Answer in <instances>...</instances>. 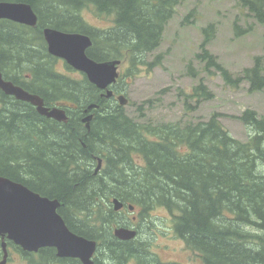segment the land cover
Instances as JSON below:
<instances>
[{"label":"trees","instance_id":"trees-1","mask_svg":"<svg viewBox=\"0 0 264 264\" xmlns=\"http://www.w3.org/2000/svg\"><path fill=\"white\" fill-rule=\"evenodd\" d=\"M6 1L30 4L38 21L32 27L0 19L3 77L40 95L45 105L65 106L69 119L64 123L46 118L30 103L0 90V175L58 199L67 226L97 241L94 264H182L146 255L139 232L131 240L113 236L115 226L132 223L113 209V197L133 204L139 209L136 219L146 223L151 211L162 207L172 233L203 264H264V115L244 109L235 116L251 129L246 141L229 134L220 112L203 121L139 122L112 96L101 95L85 74L80 80L67 79L54 70L56 58L48 54L42 36L46 26L82 32L92 41L87 56L98 61L125 58L130 69L135 62L145 63L144 54L159 46L163 27L181 0ZM239 1L264 21L263 0ZM84 9L112 16L113 24H88L82 19ZM211 25L202 29L199 60L229 86L248 80L249 91L264 90L259 57L233 76L207 51ZM159 58L150 65L160 64ZM192 88L182 99L186 111L213 95L201 82ZM113 89L118 93L117 82ZM91 103L97 106L86 111L93 114L87 129L82 118ZM98 158L102 165L95 172ZM8 247L27 264H82L56 256L50 247L41 250L38 260L11 241ZM1 252L0 241V258Z\"/></svg>","mask_w":264,"mask_h":264},{"label":"rangeland","instance_id":"rangeland-1","mask_svg":"<svg viewBox=\"0 0 264 264\" xmlns=\"http://www.w3.org/2000/svg\"><path fill=\"white\" fill-rule=\"evenodd\" d=\"M174 9L172 17L163 27L159 46L144 54L145 63L135 62L129 69V60L120 59L117 65L119 76L116 78L118 95L124 94L127 98L126 104L121 106L135 120L151 124L203 121L213 112H220L223 114L220 121L229 134L242 141L248 140L251 129L235 116L244 109L264 115V90L249 91L248 80H243L238 87L227 85L214 68L199 60L197 54L204 40L202 29L212 24L213 35L205 47L215 56L216 62L233 76L252 67L256 57L264 66V21H259L255 11L239 0H181ZM81 13L82 19L92 26L107 28L113 24L110 15L96 14L90 9ZM159 55L161 63L150 65ZM64 68L61 61H54L53 69L58 73L67 74ZM70 68L68 64V76L80 80L82 73ZM260 73L264 75V70ZM199 82L213 95L201 101L196 109L186 111L182 100L184 94L191 92L192 86ZM117 96L114 100L118 103ZM193 102L190 98V103ZM138 210L135 208L132 212L125 207L120 215L130 219V226L139 230V238L146 241L142 244L147 247L146 255L150 254L161 262L203 264L202 258L172 233L166 210L162 207L153 209L147 220L149 224L144 218L132 220ZM8 251L9 264H27L19 252H14L12 248Z\"/></svg>","mask_w":264,"mask_h":264},{"label":"water","instance_id":"water-1","mask_svg":"<svg viewBox=\"0 0 264 264\" xmlns=\"http://www.w3.org/2000/svg\"><path fill=\"white\" fill-rule=\"evenodd\" d=\"M31 5L26 2L0 0V19H7L27 26H35L38 16ZM42 34L47 45V51L54 57L62 58L71 68L83 72L87 80L97 88L104 90L105 97H111L110 88L119 76L117 65L120 59L98 61L87 56L91 38L82 32H68L46 26ZM0 90L18 100L30 103L36 111L58 122H67L68 117L64 107L59 105L47 106L43 98L29 92L22 86L5 79L0 71ZM120 105H125L127 98L124 94L117 97ZM45 105V106H44ZM97 104L91 103L85 109L88 111ZM92 113L83 116L85 128L89 129ZM102 159L98 158L95 172L101 168ZM111 200L114 210L124 206L122 200L113 197ZM61 202L56 198H48L33 191L22 182L0 175V241L2 257L0 264H9L7 241L13 242L26 252H35L42 247L55 248L58 257L78 258L82 264H94L97 241L72 231L58 212ZM128 211H134L133 204H126ZM137 230L128 226H115L113 236L119 240H131L137 235Z\"/></svg>","mask_w":264,"mask_h":264},{"label":"flooded vegetation","instance_id":"flooded-vegetation-1","mask_svg":"<svg viewBox=\"0 0 264 264\" xmlns=\"http://www.w3.org/2000/svg\"><path fill=\"white\" fill-rule=\"evenodd\" d=\"M52 57H54V56H52ZM54 58H56V60L57 61H61V64H64V66H65V70H66V73L67 74H65V76L67 77V79H68V69H67V67H68V63H66L63 59H61V58H59V57H54ZM76 72H79V71H76ZM81 73V72H80ZM110 88L112 89V91L114 90L113 89V85H111L110 86ZM103 92L104 91H101V94H103ZM118 95V93H116L115 91H114V93H113V95H112V97L113 98H115V96H117ZM48 106V105H47ZM63 107V106H62ZM66 110V109H65ZM66 114H67V117H68V119H69V115H68V110H66ZM84 114L86 115V114H88V113H86V111L84 112ZM85 115H83V116H85ZM49 119H52V118H49ZM125 209V205H124V207L122 208V210H124ZM122 210H120L121 212H122ZM68 213V212H67ZM66 213V214H67ZM67 220H68V214H67ZM132 220L133 221H135L136 220V217L133 219L132 218ZM68 222V221H67ZM66 226H67V224H66ZM137 231L139 232V230L137 229ZM44 248H47V247H42V248H40L38 251H35V252H33L35 255H36V259L38 260V254L41 252V250H44ZM51 248H53V247H51ZM55 249V248H54ZM55 251V250H54ZM55 254H56V251H55ZM57 256V255H56ZM60 258H65L66 259V261H68V258L69 259H76V260H78V262H80V260L78 259V258H73V257H60ZM96 258H95V255L93 256V260L92 261H94ZM82 263V262H81Z\"/></svg>","mask_w":264,"mask_h":264},{"label":"bare ground","instance_id":"bare-ground-1","mask_svg":"<svg viewBox=\"0 0 264 264\" xmlns=\"http://www.w3.org/2000/svg\"><path fill=\"white\" fill-rule=\"evenodd\" d=\"M123 62V61H122ZM69 115V114H68Z\"/></svg>","mask_w":264,"mask_h":264}]
</instances>
